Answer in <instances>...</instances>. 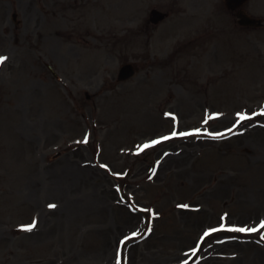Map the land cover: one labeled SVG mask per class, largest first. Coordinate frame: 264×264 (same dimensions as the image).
Returning <instances> with one entry per match:
<instances>
[{
  "label": "rangeland",
  "instance_id": "obj_1",
  "mask_svg": "<svg viewBox=\"0 0 264 264\" xmlns=\"http://www.w3.org/2000/svg\"><path fill=\"white\" fill-rule=\"evenodd\" d=\"M17 1L0 0V264H264V25L223 0H64L51 52ZM27 1L48 33L49 0ZM242 8L264 22V0Z\"/></svg>",
  "mask_w": 264,
  "mask_h": 264
},
{
  "label": "flooded vegetation",
  "instance_id": "obj_2",
  "mask_svg": "<svg viewBox=\"0 0 264 264\" xmlns=\"http://www.w3.org/2000/svg\"><path fill=\"white\" fill-rule=\"evenodd\" d=\"M36 1V0H33ZM17 5H20V12H21V16H22V20L23 22H31L32 23V35H34L35 39L38 38H46V40L50 41L49 43V50L53 51V45L51 44V40L53 39H57L60 37V30H59V26L63 25V24H67V22L70 19H74L72 18H68L69 15V11L72 9L68 3L65 4L64 0H49L48 5H50V11L47 12L49 15V25H50V29L48 31V33L46 34H42L39 32V22H38V16H37V8L35 7V5L31 4L30 2H28L27 0H20L17 1L16 3ZM35 4V2H34ZM39 11V10H38ZM10 15H13V11L10 10ZM16 14L17 17V13L14 12ZM43 16V14H41ZM44 17V16H43ZM4 21V15L0 12V25L2 24V22ZM18 21V20H17ZM20 22V21H19ZM18 22V23H19ZM53 26L58 27L57 28H53ZM68 53V52H67Z\"/></svg>",
  "mask_w": 264,
  "mask_h": 264
},
{
  "label": "water",
  "instance_id": "obj_3",
  "mask_svg": "<svg viewBox=\"0 0 264 264\" xmlns=\"http://www.w3.org/2000/svg\"><path fill=\"white\" fill-rule=\"evenodd\" d=\"M245 0H225V4L228 8L234 9L236 6L241 5ZM163 13H160L157 10H152L151 11V20L154 22H157L158 20L163 18ZM240 20L239 22L241 24H247V25H254L256 22H259V20L252 19L248 17L247 15L238 14ZM134 73L133 66L131 64H125L121 67L119 71V76L118 79H125L131 76Z\"/></svg>",
  "mask_w": 264,
  "mask_h": 264
},
{
  "label": "snow or ice",
  "instance_id": "obj_4",
  "mask_svg": "<svg viewBox=\"0 0 264 264\" xmlns=\"http://www.w3.org/2000/svg\"><path fill=\"white\" fill-rule=\"evenodd\" d=\"M4 59L6 58H3V57H0V63H3ZM244 119H248V117H245V116H240V120H244ZM190 133H181L180 135H189ZM173 136L176 135L175 132L172 133ZM163 139L167 140L169 139V137H163ZM85 142H87V140L85 139ZM160 143V141H153L152 144H158ZM151 145L149 144H146L143 146V148H147V147H150ZM143 148L141 150H143ZM50 207H55L54 205H50ZM181 207H187V205H182ZM35 227V223H33L32 225H29L27 226L24 230L25 231H31L32 228ZM224 228L223 225H221V228L220 229H216V228H213L211 229V232H216V231H219V230H222ZM260 229H264V221L261 222L260 224ZM259 229L257 228H248V227H239V228H228L227 231H230V232H257ZM210 233L209 232H205V236H208ZM133 235H136V233H133ZM261 239L264 240V236H261ZM123 243V241L121 242ZM118 264H119V261H118Z\"/></svg>",
  "mask_w": 264,
  "mask_h": 264
}]
</instances>
